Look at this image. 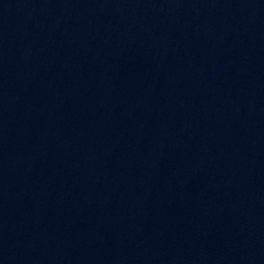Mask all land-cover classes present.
<instances>
[{
    "label": "water",
    "instance_id": "obj_1",
    "mask_svg": "<svg viewBox=\"0 0 264 264\" xmlns=\"http://www.w3.org/2000/svg\"><path fill=\"white\" fill-rule=\"evenodd\" d=\"M0 264H264V0H0Z\"/></svg>",
    "mask_w": 264,
    "mask_h": 264
}]
</instances>
